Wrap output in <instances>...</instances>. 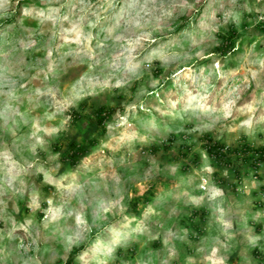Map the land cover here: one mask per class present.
Segmentation results:
<instances>
[{
    "label": "rangeland",
    "instance_id": "374dc122",
    "mask_svg": "<svg viewBox=\"0 0 264 264\" xmlns=\"http://www.w3.org/2000/svg\"><path fill=\"white\" fill-rule=\"evenodd\" d=\"M206 134L264 146V0H0V264H264V161Z\"/></svg>",
    "mask_w": 264,
    "mask_h": 264
},
{
    "label": "trees",
    "instance_id": "16d2710c",
    "mask_svg": "<svg viewBox=\"0 0 264 264\" xmlns=\"http://www.w3.org/2000/svg\"><path fill=\"white\" fill-rule=\"evenodd\" d=\"M235 35V28L231 25L228 36L223 42L226 46H231L232 41ZM222 44V45H223ZM112 109L107 108L106 106H99L95 109V117L96 123L99 126H105L107 117L111 114ZM205 144L204 149L209 157L213 158L218 162V164L222 163L225 165L231 164L233 162H238L239 166L235 167L233 173L240 181V170L239 167L248 164V166L252 167L254 170L258 169L261 162L264 161V146H253L247 142H240L239 145L234 148H229L225 144L219 141H213L212 138L206 134L204 136ZM96 141L94 139H89L86 144H79L75 141H71L67 143L66 146V159L69 162L71 167H75L79 160L88 152L89 148L95 145ZM155 194V186L152 185L149 189H147L141 196H136L131 199V203L133 206H137L140 204H148L151 202L153 196ZM194 216L198 215V212H193ZM75 254H69L67 258V263H71L73 256Z\"/></svg>",
    "mask_w": 264,
    "mask_h": 264
}]
</instances>
